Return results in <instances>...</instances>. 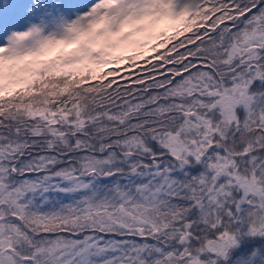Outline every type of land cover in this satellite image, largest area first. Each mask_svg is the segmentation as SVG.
I'll list each match as a JSON object with an SVG mask.
<instances>
[{"label": "snow or ice", "instance_id": "6c2138e0", "mask_svg": "<svg viewBox=\"0 0 264 264\" xmlns=\"http://www.w3.org/2000/svg\"><path fill=\"white\" fill-rule=\"evenodd\" d=\"M129 19L150 22L143 55L0 96V264H227L264 239V0H96L59 38L7 37L0 81L101 64ZM49 191L73 199L42 211Z\"/></svg>", "mask_w": 264, "mask_h": 264}, {"label": "clouds", "instance_id": "9594fccd", "mask_svg": "<svg viewBox=\"0 0 264 264\" xmlns=\"http://www.w3.org/2000/svg\"><path fill=\"white\" fill-rule=\"evenodd\" d=\"M194 16H189L185 18V23L179 31H183L184 28L192 27ZM107 23V22H102ZM139 30V31H138ZM122 31H130L133 33L132 39L129 41H121L120 34H110L105 33L103 39L107 45L106 51L110 55L101 64H90L88 61L83 60L78 64L70 63L67 60H62L60 57L49 60L47 63L43 59L33 57L31 59H26L23 62H14L19 64L22 71L15 73L14 78L11 81H0V96L5 95L12 89H23L29 90L33 83L40 80L43 77L41 83H46L49 85H63L66 80L65 77H70L73 82H76L83 78L84 76H93L99 73L101 70H106V65L118 64L124 57H119L118 59H112L115 52L123 48H133L139 49L135 51V55H143L144 51L147 50V42L143 44L140 43L138 37L141 35L149 34L151 31V25L148 20H141L139 22L129 19L125 21ZM62 35L60 33L58 38ZM92 32L86 34L84 39H91ZM162 42V41H161ZM63 51V47L61 48ZM41 83L37 84V87H41ZM39 99V97L37 98Z\"/></svg>", "mask_w": 264, "mask_h": 264}, {"label": "rangeland", "instance_id": "374dc122", "mask_svg": "<svg viewBox=\"0 0 264 264\" xmlns=\"http://www.w3.org/2000/svg\"><path fill=\"white\" fill-rule=\"evenodd\" d=\"M9 4L8 16L0 15V43H3L13 32H25L32 26L42 29V34L56 33L59 35L63 26L71 23L78 16L87 12L96 3V0H0V6ZM7 11V12H9ZM7 14V13H6ZM104 181H94V184H102ZM52 191L45 193L47 198L52 197ZM59 199L61 196L58 197ZM44 197L37 196L35 202L43 200ZM73 198H67L64 203H68ZM53 202V201H52ZM51 201L44 203V211L57 209L60 205ZM39 205V204H38ZM243 250V249H241ZM249 249L241 251L234 264H255L264 259V250Z\"/></svg>", "mask_w": 264, "mask_h": 264}, {"label": "trees", "instance_id": "16d2710c", "mask_svg": "<svg viewBox=\"0 0 264 264\" xmlns=\"http://www.w3.org/2000/svg\"><path fill=\"white\" fill-rule=\"evenodd\" d=\"M9 4L11 5V3H7L5 5L0 6V15H3V16L6 15V16H8L9 14H11V12L9 11ZM7 11H9V12H7ZM256 87H264V85L257 84ZM51 195H52V197H55V198H47V200L45 201V203L46 202L49 203V201H51V202L53 201L54 204H55V206L57 205V203L59 205H61L63 202H65V200L67 198H73L72 195L65 194V193H60V192H56V191H52V194ZM59 196H61L60 199L58 198ZM41 201H39L38 204H40ZM53 202H52V204H53ZM45 209L46 208L43 206V208L41 210L44 211ZM253 248H255V250L256 249L264 250V239L249 238V237H246V236L242 237L240 239L239 246L232 251L231 256H230V259L228 260L227 264H234L235 260L239 256L238 254L241 251L246 252L249 249H253ZM241 249H243V250H241ZM255 264H264V259L261 260V261L256 262Z\"/></svg>", "mask_w": 264, "mask_h": 264}]
</instances>
